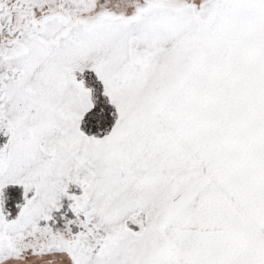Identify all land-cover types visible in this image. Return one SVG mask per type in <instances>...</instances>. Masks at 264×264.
<instances>
[{
  "label": "snow or ice",
  "instance_id": "6c2138e0",
  "mask_svg": "<svg viewBox=\"0 0 264 264\" xmlns=\"http://www.w3.org/2000/svg\"><path fill=\"white\" fill-rule=\"evenodd\" d=\"M0 264H264V0H0Z\"/></svg>",
  "mask_w": 264,
  "mask_h": 264
}]
</instances>
